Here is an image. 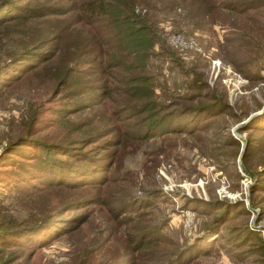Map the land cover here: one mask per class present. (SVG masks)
Wrapping results in <instances>:
<instances>
[{
	"label": "rangeland",
	"instance_id": "obj_1",
	"mask_svg": "<svg viewBox=\"0 0 264 264\" xmlns=\"http://www.w3.org/2000/svg\"><path fill=\"white\" fill-rule=\"evenodd\" d=\"M53 1L72 9L76 3ZM145 2L138 7L160 41L152 47L146 68L159 99L165 107L211 102L217 109L201 111L207 114L193 120L198 122L191 133H157L142 140L124 134L142 124L119 110L118 95L94 99L101 85L96 77L105 76L86 64L83 46L72 53L59 48L55 59L14 80L10 69L0 70L2 163L16 161L24 147L4 148L8 141L38 137L53 146L68 139L80 142L104 155L108 165L99 185L22 184L0 194V223L12 227L9 233L19 230V237L23 231L27 236L29 220L55 218L51 213L78 216L74 226L38 245L30 240L19 245L3 237L0 264H123L129 258L142 264L148 252L146 257V252L134 253L128 242L130 227L139 226L140 232L153 228L172 241L170 246L153 245L152 251L159 252L157 264H264V252L254 240L233 243L229 236L244 227L260 234L264 244V3L228 12L202 9L207 0ZM73 13V20H92ZM16 27L23 24L0 32V64L27 42ZM178 32L191 37L196 47L170 44L168 36ZM105 39L111 44L112 37ZM47 43L52 45L49 39ZM55 69H67L70 83L78 81L81 70L88 76L69 86ZM113 135L122 137L120 142L106 144ZM21 155L35 156L33 166L41 162L35 150H22ZM90 194L98 199L81 201ZM202 239L208 251L194 252L192 244ZM176 245L182 250L171 254Z\"/></svg>",
	"mask_w": 264,
	"mask_h": 264
},
{
	"label": "trees",
	"instance_id": "obj_2",
	"mask_svg": "<svg viewBox=\"0 0 264 264\" xmlns=\"http://www.w3.org/2000/svg\"><path fill=\"white\" fill-rule=\"evenodd\" d=\"M182 1L184 0H174L173 4L182 3ZM207 1L202 9L209 11L213 8L219 10L228 8V12L235 11L236 8H239L237 9L238 12H242L264 3L260 0ZM146 3L145 0H76V3H72V9L53 0H0V32L8 30L5 27L14 28L21 23L23 27H16V30H21L23 40L26 39L27 41L0 64V70L10 69V75L13 76L10 79L14 80L21 73L29 72L42 62L55 59L56 55L59 54V48L69 50L72 53L83 46L85 53L88 54L86 64L92 67V70H96L98 75L105 76L104 78L96 77V80L101 81V85L98 87L99 92L94 99H99L106 94L118 95L119 110L127 116L138 118L139 123L142 124L141 128L126 130L127 132L124 131V134L131 138L145 140L157 133H173L183 130L191 133L195 130V125L199 119L207 114V112L202 113L201 111L216 110L217 107L216 105L213 106L214 103L211 102L200 105L177 104L178 107H165L159 99V94L154 89L152 76L146 71L147 59L152 47L156 44L160 46L158 35L153 26L146 18V14L141 12L143 9L141 7L147 5ZM237 4L241 6L237 7ZM198 8L199 6H196L195 10L197 11ZM75 11L87 14L92 20H73V12ZM44 22L45 24H43ZM37 23L43 26L36 27ZM106 35L112 37L111 44L106 41ZM47 39L51 40L52 45L47 43ZM69 60L74 61L76 58L70 56ZM55 70H58L56 76L59 75V79L69 86L82 83L88 76L81 70L78 81L74 82L73 80L70 83L67 69ZM17 73L20 74L16 75ZM105 78H110V81L105 82ZM195 118L198 121L193 123ZM249 127L255 128V126ZM91 137L88 136V138ZM116 137L113 135L105 143L108 145L119 143L122 137H119L120 139H116ZM14 146L24 147L19 149V157L16 161H5L4 163L0 161L2 164V168H0V194L11 188L18 190L23 186L22 184H28L26 185L28 187L36 184V186L73 187L95 186L105 181L107 159L104 155L99 156L92 147L80 142H73L68 139L57 146H53L42 143L41 139L37 137L25 142L11 143L8 141L4 148L11 149ZM97 147L99 146L97 145ZM22 150L28 154L31 153V150L37 151L41 162H37V165L33 166L35 156L33 158L30 155L22 156ZM29 169H33L35 172L31 173L28 171ZM37 172L42 174L40 178L34 175ZM256 182H261V179L256 178ZM95 199L98 197L90 194L81 201ZM215 203L220 202L216 201ZM229 203L231 202L228 201V207L231 206ZM68 204L75 205L76 202ZM140 206L139 208H141ZM119 209L122 212L125 211L123 207ZM119 209L117 210L118 214ZM51 214L55 218L47 216L46 218H36L34 221L29 220L30 223L27 222L25 225L28 227L26 229L27 236L23 235V231V233L21 232L22 237L17 234L20 232L19 230L16 233H9L12 227L0 223V243H3V237H12L13 242L19 245L28 244L29 240L37 245L45 243L53 239L56 234L74 226L78 217L72 213L66 215L64 213ZM127 218L128 215L119 219ZM49 220H53L58 226L54 227L52 223L48 222ZM57 220L59 222H56ZM130 228L131 233H129L128 242L132 243L131 250L135 249L133 252L139 255L146 252L144 253L145 257L148 252L147 259L142 264H157L158 262L154 260L159 252L152 251L153 245L161 242L170 246L172 241L153 228L142 232H140V226ZM57 231L59 232L57 233ZM229 236L233 238L231 240L233 243L254 240L264 252L262 238L255 230L243 227L239 230L235 229ZM19 238H23L26 242ZM202 241L204 240L192 244L194 252L205 253L208 251L203 247ZM181 250L180 246L176 245L171 250V254ZM180 253L176 255L179 257ZM189 257L191 258L192 254ZM123 264H136V260L129 258L128 262Z\"/></svg>",
	"mask_w": 264,
	"mask_h": 264
},
{
	"label": "built area",
	"instance_id": "obj_3",
	"mask_svg": "<svg viewBox=\"0 0 264 264\" xmlns=\"http://www.w3.org/2000/svg\"><path fill=\"white\" fill-rule=\"evenodd\" d=\"M168 42L178 48H195V41L182 33H172L168 36ZM186 219V218H185Z\"/></svg>",
	"mask_w": 264,
	"mask_h": 264
}]
</instances>
